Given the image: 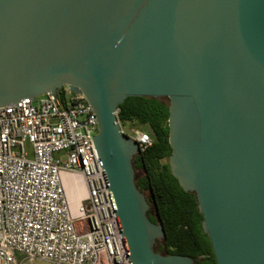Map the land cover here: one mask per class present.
Returning <instances> with one entry per match:
<instances>
[{
    "label": "water",
    "instance_id": "water-1",
    "mask_svg": "<svg viewBox=\"0 0 264 264\" xmlns=\"http://www.w3.org/2000/svg\"><path fill=\"white\" fill-rule=\"evenodd\" d=\"M66 87L97 120L130 264H194L136 187L127 99L168 101V165L193 194L216 264H264V0H0V107Z\"/></svg>",
    "mask_w": 264,
    "mask_h": 264
},
{
    "label": "built area",
    "instance_id": "built-area-1",
    "mask_svg": "<svg viewBox=\"0 0 264 264\" xmlns=\"http://www.w3.org/2000/svg\"><path fill=\"white\" fill-rule=\"evenodd\" d=\"M96 135L81 95L47 93L0 107V264H130ZM128 138L139 153L152 145L136 128ZM65 178L74 192L82 188L75 200Z\"/></svg>",
    "mask_w": 264,
    "mask_h": 264
},
{
    "label": "trees",
    "instance_id": "trees-1",
    "mask_svg": "<svg viewBox=\"0 0 264 264\" xmlns=\"http://www.w3.org/2000/svg\"><path fill=\"white\" fill-rule=\"evenodd\" d=\"M119 124L132 123L145 127L152 145L133 159V167L144 175L136 187L148 193L147 202L155 210L165 237L158 253L186 256L194 264H216L210 242L202 230V216L197 211L195 196L184 192L171 175L168 158V101L144 97L127 98L119 107ZM154 223L155 220L151 219Z\"/></svg>",
    "mask_w": 264,
    "mask_h": 264
},
{
    "label": "rangeland",
    "instance_id": "rangeland-1",
    "mask_svg": "<svg viewBox=\"0 0 264 264\" xmlns=\"http://www.w3.org/2000/svg\"><path fill=\"white\" fill-rule=\"evenodd\" d=\"M57 95L60 96L62 99H67L68 97L72 96L73 94L70 93V92L67 90L66 87H63L61 90L57 91ZM40 98H41V97L35 99V101H34L33 104L36 105ZM119 127H120L121 131H122L126 136H128V137L131 136V130H132L133 128H136V129H139V130H141V131L146 132V128H145V127H141V126L138 127V126H136L135 124H132V123L119 124ZM59 156L61 157L62 154L58 155V157H59ZM137 174H139V172L134 171V175H137ZM143 194H144L145 198H147L148 193H147V192H144ZM150 212L153 214V209H152V207H150ZM155 246H156V250H158V247L160 246V241L157 242ZM156 252H157V251H156ZM16 258H17V260L19 261V260H22L24 257H23L22 255H16ZM24 264H49V263L41 262V261H33V262L25 261Z\"/></svg>",
    "mask_w": 264,
    "mask_h": 264
},
{
    "label": "flooded vegetation",
    "instance_id": "flooded-vegetation-1",
    "mask_svg": "<svg viewBox=\"0 0 264 264\" xmlns=\"http://www.w3.org/2000/svg\"><path fill=\"white\" fill-rule=\"evenodd\" d=\"M133 168H134V167H133ZM134 171L139 172V174L135 175V181L138 180V179H140V178L144 175L143 171H141V170H138V169L134 168ZM148 197H149V196H147L146 200H148ZM150 207H152V206L150 205ZM152 209H153V207H152ZM147 217H148V219H149L150 221H151V219H154V220H155L154 223H156L157 220L155 219V210H154V209H153V214L149 211ZM151 222H152V221H151ZM152 223H153V222H152ZM160 242H161V241H160ZM154 250H156V246L154 247Z\"/></svg>",
    "mask_w": 264,
    "mask_h": 264
},
{
    "label": "bare ground",
    "instance_id": "bare-ground-1",
    "mask_svg": "<svg viewBox=\"0 0 264 264\" xmlns=\"http://www.w3.org/2000/svg\"><path fill=\"white\" fill-rule=\"evenodd\" d=\"M65 180V184H66V186H67V190H68V192H69V196L73 199V200H75L76 199V197H78L79 196V194H82V188L81 189H79L78 191H73V188L72 187H70V184H69V182L66 180V178L64 179Z\"/></svg>",
    "mask_w": 264,
    "mask_h": 264
}]
</instances>
